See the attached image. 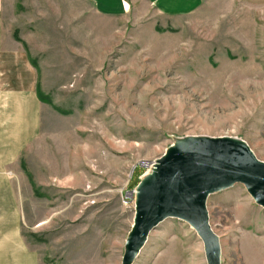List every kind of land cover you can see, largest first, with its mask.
<instances>
[{
	"label": "rangeland",
	"instance_id": "rangeland-1",
	"mask_svg": "<svg viewBox=\"0 0 264 264\" xmlns=\"http://www.w3.org/2000/svg\"><path fill=\"white\" fill-rule=\"evenodd\" d=\"M127 1L103 14L93 0H1L2 33L23 42L55 107L25 152L33 169L12 177L38 264H121L133 191L177 140L236 138L264 162V0L168 17ZM206 210L220 264H264V207L242 184L208 195ZM129 264L207 261L195 230L166 218Z\"/></svg>",
	"mask_w": 264,
	"mask_h": 264
},
{
	"label": "water",
	"instance_id": "water-1",
	"mask_svg": "<svg viewBox=\"0 0 264 264\" xmlns=\"http://www.w3.org/2000/svg\"><path fill=\"white\" fill-rule=\"evenodd\" d=\"M156 159L149 181L137 184L134 216L121 264H129L146 236L166 218L189 224L203 243L207 264H220L218 236L208 222L206 199L236 183L264 207V162L230 137H188Z\"/></svg>",
	"mask_w": 264,
	"mask_h": 264
},
{
	"label": "crops",
	"instance_id": "crops-1",
	"mask_svg": "<svg viewBox=\"0 0 264 264\" xmlns=\"http://www.w3.org/2000/svg\"><path fill=\"white\" fill-rule=\"evenodd\" d=\"M93 1L103 14H119L131 6L127 0ZM145 1L156 15L168 17L184 15L203 0ZM1 18L0 0V209L4 213L0 225H8L2 226L8 231L0 230V264H38L36 253L18 231L20 205L12 177L29 175L27 169H33L25 152L42 146L44 115L55 107L42 95L37 65L23 42L14 33H2Z\"/></svg>",
	"mask_w": 264,
	"mask_h": 264
},
{
	"label": "bare ground",
	"instance_id": "bare-ground-1",
	"mask_svg": "<svg viewBox=\"0 0 264 264\" xmlns=\"http://www.w3.org/2000/svg\"><path fill=\"white\" fill-rule=\"evenodd\" d=\"M188 138V137H187ZM186 139V138H184ZM184 139H180V140H177L173 145H176V144H179L180 142H182V140ZM172 145V146H173ZM169 150V149H166V151ZM155 169H156V161H153L151 164H150V167L149 169L142 175L141 177V182H145V181H149L151 179V177L153 176L154 172H155ZM137 186V185H136ZM137 192H138V189L137 187H135L134 191H133V196H134V202H135V197L137 195ZM159 224V223H158Z\"/></svg>",
	"mask_w": 264,
	"mask_h": 264
}]
</instances>
